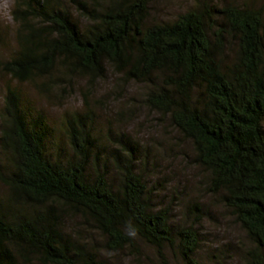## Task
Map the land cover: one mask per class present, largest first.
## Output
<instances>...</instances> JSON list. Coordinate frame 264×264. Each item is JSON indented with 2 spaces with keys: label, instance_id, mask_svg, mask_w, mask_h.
Instances as JSON below:
<instances>
[{
  "label": "trees",
  "instance_id": "1",
  "mask_svg": "<svg viewBox=\"0 0 264 264\" xmlns=\"http://www.w3.org/2000/svg\"><path fill=\"white\" fill-rule=\"evenodd\" d=\"M73 1L85 25L51 0H18V49L5 72L48 88L38 80L51 81L57 65L89 82L110 68L146 84L147 107L191 143L209 192L252 244L243 264H264V7L197 0L172 21L151 22L156 0H93L91 7ZM4 104L0 264H107L64 231L71 216L98 233L108 252L136 251L139 241L161 259L169 250L182 264H200L198 231L174 227L170 210L155 206L128 141L104 156L91 112L68 116L69 155L59 149L55 157L43 115L34 116L11 90Z\"/></svg>",
  "mask_w": 264,
  "mask_h": 264
},
{
  "label": "rangeland",
  "instance_id": "2",
  "mask_svg": "<svg viewBox=\"0 0 264 264\" xmlns=\"http://www.w3.org/2000/svg\"><path fill=\"white\" fill-rule=\"evenodd\" d=\"M51 1L58 8H66L81 25L86 24L73 0ZM79 1L90 7L94 3L93 0ZM196 1L156 0L150 5L148 20L172 21L195 7ZM215 1H249L256 7H264V0ZM17 3L18 0H0V115L8 90L17 92L25 108L34 116L36 113L43 115L51 132L49 153L56 157L59 149L64 156L69 155L64 135L66 118L91 112L94 135L99 140L98 144L105 148L104 156L117 147L118 140L122 139L124 144L128 141L155 206L170 210L174 227L193 226L198 231L201 241L195 256L197 261L200 264H243L244 252L252 244L223 206L220 197L209 192V175L195 164L191 143L176 131L168 117L147 107L146 84L126 81L110 68L105 77L89 82L80 75L65 74L57 65L51 73V81L48 78L38 80V83H47L48 88L17 82L5 72L3 64L18 49L19 26L12 17ZM1 163L6 164L3 159ZM108 171L110 180L117 185L119 175L111 162ZM5 197L7 190L0 184V199ZM196 205L200 212L195 210ZM62 227L75 241L78 239L88 246L89 251H98L99 257L107 264H182L169 250L161 259L154 248L139 241H136V251L108 252L100 235L73 216L64 218Z\"/></svg>",
  "mask_w": 264,
  "mask_h": 264
}]
</instances>
